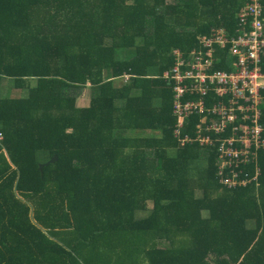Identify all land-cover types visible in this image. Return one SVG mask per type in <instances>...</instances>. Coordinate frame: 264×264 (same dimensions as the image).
<instances>
[{
    "label": "trees",
    "instance_id": "1",
    "mask_svg": "<svg viewBox=\"0 0 264 264\" xmlns=\"http://www.w3.org/2000/svg\"><path fill=\"white\" fill-rule=\"evenodd\" d=\"M247 1L0 0V264H264V150L218 183L162 79Z\"/></svg>",
    "mask_w": 264,
    "mask_h": 264
},
{
    "label": "built area",
    "instance_id": "2",
    "mask_svg": "<svg viewBox=\"0 0 264 264\" xmlns=\"http://www.w3.org/2000/svg\"><path fill=\"white\" fill-rule=\"evenodd\" d=\"M172 54L174 64L162 79L173 93L176 146L211 150L218 183L246 184L250 179L240 177V166L255 163L264 150L263 0H249L237 9L230 32L211 27L198 34L195 47ZM255 169L253 179L257 164Z\"/></svg>",
    "mask_w": 264,
    "mask_h": 264
},
{
    "label": "rangeland",
    "instance_id": "3",
    "mask_svg": "<svg viewBox=\"0 0 264 264\" xmlns=\"http://www.w3.org/2000/svg\"><path fill=\"white\" fill-rule=\"evenodd\" d=\"M161 10V8L159 9ZM121 80H116L115 85L119 86L120 85ZM10 81L8 79H4L3 82L0 85V95L1 97H8V98H17V97H25L27 95L26 91H15L13 89H11L10 86ZM30 85L33 84V82H29ZM82 100H83V104H82ZM86 102H89V85L87 88L83 89L81 92V96L78 100V106L79 107H84V104H86ZM130 132L133 133V136H146L147 132H149L148 130H131ZM147 154H149L148 151H146ZM150 206V204H149Z\"/></svg>",
    "mask_w": 264,
    "mask_h": 264
},
{
    "label": "water",
    "instance_id": "4",
    "mask_svg": "<svg viewBox=\"0 0 264 264\" xmlns=\"http://www.w3.org/2000/svg\"><path fill=\"white\" fill-rule=\"evenodd\" d=\"M56 159H57V156H55V157H53V158H51V159H48L47 161H45V162H43V163H40V164H39V168H41L43 165H46V164H48V163H51V162L56 161Z\"/></svg>",
    "mask_w": 264,
    "mask_h": 264
},
{
    "label": "crops",
    "instance_id": "5",
    "mask_svg": "<svg viewBox=\"0 0 264 264\" xmlns=\"http://www.w3.org/2000/svg\"><path fill=\"white\" fill-rule=\"evenodd\" d=\"M89 103V102H88ZM88 103L86 102V104H84V107L88 106ZM82 104H83V100H82Z\"/></svg>",
    "mask_w": 264,
    "mask_h": 264
}]
</instances>
